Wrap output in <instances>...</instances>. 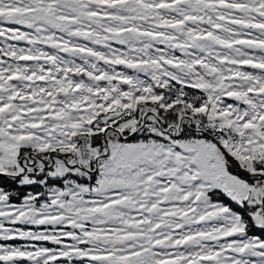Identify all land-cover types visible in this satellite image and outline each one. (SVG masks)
<instances>
[{
	"label": "snow or ice",
	"instance_id": "snow-or-ice-1",
	"mask_svg": "<svg viewBox=\"0 0 264 264\" xmlns=\"http://www.w3.org/2000/svg\"><path fill=\"white\" fill-rule=\"evenodd\" d=\"M0 264H264V0H0Z\"/></svg>",
	"mask_w": 264,
	"mask_h": 264
}]
</instances>
